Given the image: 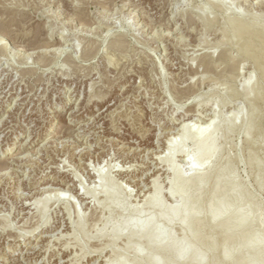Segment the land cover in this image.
<instances>
[{"label":"rangeland","instance_id":"obj_1","mask_svg":"<svg viewBox=\"0 0 264 264\" xmlns=\"http://www.w3.org/2000/svg\"><path fill=\"white\" fill-rule=\"evenodd\" d=\"M0 9L2 24L14 21L13 33L0 31V264H152L144 256L196 264L141 238L137 255L123 236L109 237L120 220L155 217L146 202L155 178L167 210L193 198L187 206L205 225L194 244L203 264L220 262L226 248L206 209L218 206V184L226 208L216 223L234 227L241 213L235 234L250 238L227 249L229 263L251 257L257 242L264 260V62L253 66L248 39L233 27L243 18L261 28L264 0H0ZM64 35L67 45H55ZM250 80L258 101L246 96ZM187 121L213 123L217 155L201 190L166 170L169 138L182 141ZM185 145L193 154L191 138ZM174 165L188 168L181 153ZM44 191L52 201L37 209ZM191 227L176 219L153 229L165 233L164 246L183 244Z\"/></svg>","mask_w":264,"mask_h":264},{"label":"bare ground","instance_id":"obj_2","mask_svg":"<svg viewBox=\"0 0 264 264\" xmlns=\"http://www.w3.org/2000/svg\"><path fill=\"white\" fill-rule=\"evenodd\" d=\"M102 5H104V4L102 3ZM39 6H41V5L39 4ZM43 9H44V7H43ZM35 11H36V9H35ZM38 12H40V14H41V11H38ZM31 16H33V15H31ZM7 22H5V23H7ZM12 22H14V21L13 20L10 21L7 25L6 24L4 25V24H2L0 22V31L4 32V33H7V35L10 34V32H12L11 31V25H13ZM107 22L109 23L110 21H107ZM40 24H42V23H40ZM206 25H207V23H206ZM233 27L235 29V34L236 35H240L241 37H245L246 39H248V41L246 42V45L244 47L246 49V51H247L246 52L247 53L246 54V58L253 62V66L254 67H256V68L260 67V65L264 62V24L262 25L261 28H257L255 26H252L251 24H249L246 21V19L242 18V19L234 20L233 21ZM42 28H43V26H42ZM35 42H36V40H35ZM67 42H68V39H66L65 35H64V36H61L60 40L57 41V43L55 45H58L60 47L62 46L61 48H63L65 45H67ZM36 45H38V44H36ZM250 85H251V80L248 82L247 87H246V89H247L246 96H247L248 99H251V93H250L251 87H250ZM260 98H261L260 95H258L254 99L252 98L251 100L258 101ZM251 111L254 112L253 108L251 109ZM235 123L236 122H233L234 125H235ZM191 124L192 123H190V121H187V122H184V123H182L180 125L181 129L179 131L182 134L181 135L182 136V141H174L173 138H169V140L170 139H172V140H170L169 142L167 141L168 142L167 143V150H168L167 151V153H168L167 154V158H168L169 163L167 165L168 168L166 170H167V172H170V174L174 177L175 180H180V181H182L185 184H195L194 188L197 189V190H201L202 185L210 180V168H211V165L215 162V158H216V155H217V147H216V145L214 143V135H213V133H210V129L212 128L213 123L207 125L204 129H201V128L197 129L196 127H190ZM252 125L253 126L251 128L253 129L256 126V123H254ZM232 127H233L232 125H229L227 127V130H226L225 133L229 132ZM190 138L192 139V144H193V148H194V153L193 154H191L189 152V150L186 149V145H185L186 144V140H188ZM24 145H26V144H24ZM82 146H83V144H82ZM28 147L29 146L26 145V147H23V148L21 147V148H22V150H29ZM21 152L22 151H20V155H22V154L24 155V153L23 152L21 153ZM179 153H181L183 155V159L188 165V168L185 171L183 169L178 168V167H176L174 165V157H175V155H177ZM19 156L17 154V157H19ZM15 157L13 159H16ZM23 157L24 156H21V157H19V159L23 158ZM25 157H27V156H25ZM27 159H28V157H27ZM33 159H35V158H33ZM22 160H24V159H22ZM31 162H32V160H31ZM6 164H7V162H6ZM97 173L99 174L98 177H99L100 181H102L103 180V175H104L103 172L98 170ZM121 173H123V172H121ZM127 173H128V171H127ZM158 176H157V178H158ZM72 179H74V178H72ZM49 182H48V184H49ZM157 182H158V180L155 178L154 181H153V187H154L153 195H152V197H150V199L146 200V202L149 205L150 209L154 210V212L156 214L155 217H152V218L146 220L145 222L141 221L140 219L136 220V221H134V220H120L118 222V224L112 229V232L110 233L109 237H110L111 241L115 242L116 240H118L120 237L123 236L125 238V240H126L127 247L129 249L133 250L137 255H139V250H138L137 247L134 246V243H135V240H139V238H141V239H143L145 245L148 248H151V249L152 248H157L158 251H159V255L174 256L175 259L178 262L182 261L184 258H186L187 256L191 255L193 261L194 260H198V262H196V264H203V261L198 259L199 254L196 251V249L194 247V244L199 240V235L204 230L205 225L198 218L197 213L194 212L192 209H190L187 206L188 203L194 202L193 198L187 197L186 198V204H184L183 206H175L172 209L167 210L166 208H164V206L162 204H160V203H158L156 201L157 196L160 194V188L157 186V184H158ZM58 184H55V185H58ZM51 185H53V184H51ZM60 185H64V184L60 183ZM47 188H48V186H47ZM56 189H54V192H55ZM45 191H44V193H45ZM56 191H59V189L56 190ZM36 192H37V189H36ZM61 192L65 193V192H63V190L61 191V189H60V192H59L60 194L59 193H55V194H53V196L55 198H57L58 200H61L63 198V196H64ZM101 192L105 193V194H108V195L111 194L109 186L107 187L106 185H101ZM52 193L53 192H51L50 194L52 195ZM95 193H96L95 191H90V192H88L86 194H83L84 199H85V197H88L89 194H95ZM50 194L49 195L46 194L48 197L47 196L45 197L44 194L42 195V196L45 197V199H43L42 201H38L39 202L38 205L36 204L37 209L41 208V207H39L40 206L39 204H43L42 202H44V204L47 207L48 203L50 201H52V196ZM245 196L247 197V199L250 198L248 194H245ZM222 197H223V194H222V191H221V187H220V184H218L216 186V188H215V191H214V198H220L218 200L219 201L218 202V206H217L216 209H212L210 206H207L206 209H207L208 212H210V217L212 219V222L209 225V227L212 228V229H215L219 233L223 234L225 236V241H226V248L224 250L223 259L220 262H218V261L215 262V264H230L229 261H228V251H227V249L231 248L232 246H235L237 244H240L242 246H246L247 247L249 245V239L250 238H249V235H244L241 239H239L237 237V235L235 234V230H237L241 225H243L244 221H246V218L242 217L240 215L241 213H238V219H237L234 227H231L229 225V223H227L226 221H223L221 223H216L218 221V217L222 213H224L225 208H226L225 201L222 199ZM37 200H39V199H37ZM110 207L114 208V209H118L121 212L124 209L123 207L114 206V205H111ZM140 211H141L140 208H136L134 210V212H136V213H139ZM167 215L170 216V219L166 218ZM261 216H262V213H260V217ZM176 219H180L182 222H184L186 219H190V221L192 222V227H191L192 232L191 233H187V235L185 236V242L183 244H181V245H177L175 243H170V244H167V245H164V246H159L158 242L159 241L162 242L163 240L166 239L165 238V233L163 231H161V230L153 229L154 225L157 222H160V221H163L165 224L170 225L172 223V221H174ZM36 227H38V226H36ZM33 229H32V231H33ZM43 238H45V237H43ZM42 242H43V240H42ZM209 245L210 246H214V244H212V243L209 244ZM28 251H26V252H28ZM251 251H252V256L251 257H249V258L239 257L235 261V264H258L257 263L258 260L260 259V257H262L263 247L261 246V244L259 242H257V244L251 246ZM36 252H38V251H36ZM24 253H23V255H24ZM29 255H30V253H29ZM142 261L144 263L160 264V259L157 258V257L144 256L142 258ZM260 264H264V260Z\"/></svg>","mask_w":264,"mask_h":264}]
</instances>
